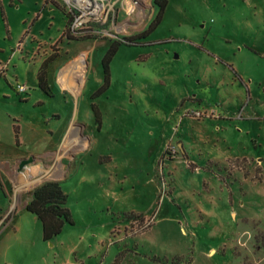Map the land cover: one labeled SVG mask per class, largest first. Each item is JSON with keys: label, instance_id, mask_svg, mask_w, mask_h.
I'll return each instance as SVG.
<instances>
[{"label": "rangeland", "instance_id": "obj_1", "mask_svg": "<svg viewBox=\"0 0 264 264\" xmlns=\"http://www.w3.org/2000/svg\"><path fill=\"white\" fill-rule=\"evenodd\" d=\"M103 1L106 21L70 39L51 1L0 0V179L39 178L15 210L0 187V264H264V0H167L92 97L111 41L157 11ZM53 52L46 93L37 71ZM69 64L75 88L59 81ZM46 180L60 181L73 219L50 241L23 206Z\"/></svg>", "mask_w": 264, "mask_h": 264}, {"label": "trees", "instance_id": "obj_2", "mask_svg": "<svg viewBox=\"0 0 264 264\" xmlns=\"http://www.w3.org/2000/svg\"><path fill=\"white\" fill-rule=\"evenodd\" d=\"M51 1L57 8H59L67 19L66 26L62 35H65L67 38L75 39V35H71L68 31V24L70 21L69 13L62 9L57 2ZM154 3L157 5V11L148 23V25L141 31L136 34L124 37V41L113 40L111 41L109 47L105 51L102 59L101 65L103 70V82L101 86L92 94V97L97 96L107 89L110 83V69L109 65L117 51V48L120 44L135 45L143 44V38H145L150 32H152L156 26L159 24L164 9L167 4V0H154ZM82 38H88L89 35L79 36ZM57 56L56 53H51L37 71V81L38 86L44 92L48 93L47 82H46V68L47 65ZM91 109L94 114L95 122L97 127H100L101 118L97 106L92 103ZM15 134L17 137V126L14 128ZM67 195L62 190L59 180H46L35 186L29 195V198L26 201L25 209L33 213L36 218L41 223L42 228V239L44 241H50L56 237L61 231L65 224H73V219L71 217L70 210L66 206ZM133 217L143 218L142 213H130ZM117 256H121V251L117 253ZM116 258V257H115Z\"/></svg>", "mask_w": 264, "mask_h": 264}, {"label": "built area", "instance_id": "obj_3", "mask_svg": "<svg viewBox=\"0 0 264 264\" xmlns=\"http://www.w3.org/2000/svg\"><path fill=\"white\" fill-rule=\"evenodd\" d=\"M69 13L68 31L75 35L90 28L92 23L105 22L109 8L103 0H62ZM24 85H18L19 92L25 91Z\"/></svg>", "mask_w": 264, "mask_h": 264}, {"label": "crops", "instance_id": "obj_4", "mask_svg": "<svg viewBox=\"0 0 264 264\" xmlns=\"http://www.w3.org/2000/svg\"><path fill=\"white\" fill-rule=\"evenodd\" d=\"M70 65V64H69ZM68 65V66H69ZM67 67V66H66ZM76 75V74H75ZM73 76V78L72 79H74V78H76V76ZM78 76V75H77ZM60 77V76H59ZM76 92V91H75ZM66 135V134H65ZM59 150H60V146H57V148L56 149H53V150H45V156H47L48 158H55L56 156H57V154H58V152H59ZM23 159V156L22 157H17V158H15L14 159V161H20V160H22ZM1 163H3V164H9V163H7V162H4V161H2V160H0V165H1ZM15 181H19V183L22 185V179H0V187H1V189L3 190V187H4V184L3 183H5L6 185H7V187H8V190H9V192H8V195L6 196V197H8L7 199H8V202H10L12 199L15 201V197H16V194H17V190L18 189H20L21 187H20V185L18 186V187H14L13 188V186H14V182ZM4 191V190H3ZM4 194H5V192H4ZM26 201L27 200H24L23 201V206H24V208H25V204H26ZM15 202L13 203V202H10V204H9V208L11 209V208H13V210H15ZM16 212H18V210H16ZM16 212H14V213H16Z\"/></svg>", "mask_w": 264, "mask_h": 264}, {"label": "bare ground", "instance_id": "obj_5", "mask_svg": "<svg viewBox=\"0 0 264 264\" xmlns=\"http://www.w3.org/2000/svg\"><path fill=\"white\" fill-rule=\"evenodd\" d=\"M78 69H79V67H77L75 64H71V65L65 67L61 71V75L59 77V81L61 82V85L65 86V87H69V88L78 87V86H75L74 81L72 80L73 76L75 74H78V72H77ZM41 171H42V169H41ZM35 174L36 173H27V172L24 173L21 176L22 185L20 187H28V186L32 185L34 182H36L37 180H39V178H37V180L31 178ZM46 174H47V172H46Z\"/></svg>", "mask_w": 264, "mask_h": 264}, {"label": "water", "instance_id": "obj_6", "mask_svg": "<svg viewBox=\"0 0 264 264\" xmlns=\"http://www.w3.org/2000/svg\"><path fill=\"white\" fill-rule=\"evenodd\" d=\"M32 161V157H30L29 159H22L19 162V169H21L22 167H24L28 162Z\"/></svg>", "mask_w": 264, "mask_h": 264}]
</instances>
